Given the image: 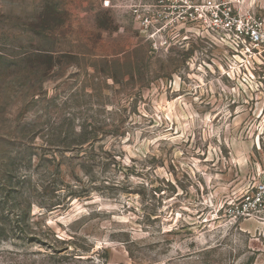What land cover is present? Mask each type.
Here are the masks:
<instances>
[{
    "label": "rangeland",
    "instance_id": "374dc122",
    "mask_svg": "<svg viewBox=\"0 0 264 264\" xmlns=\"http://www.w3.org/2000/svg\"><path fill=\"white\" fill-rule=\"evenodd\" d=\"M126 5L0 0V264H264V67Z\"/></svg>",
    "mask_w": 264,
    "mask_h": 264
},
{
    "label": "built area",
    "instance_id": "2783aa9c",
    "mask_svg": "<svg viewBox=\"0 0 264 264\" xmlns=\"http://www.w3.org/2000/svg\"><path fill=\"white\" fill-rule=\"evenodd\" d=\"M139 29L147 38L163 34V45L171 33L205 37L240 57L236 68L264 67V19L234 11L228 0H125ZM110 0H103L108 6ZM228 53V54H229ZM227 54V55H228ZM236 218L258 219L264 215V179L248 185L235 197Z\"/></svg>",
    "mask_w": 264,
    "mask_h": 264
}]
</instances>
